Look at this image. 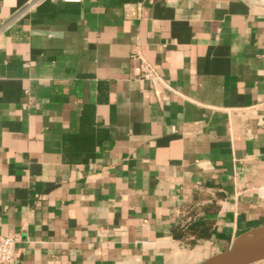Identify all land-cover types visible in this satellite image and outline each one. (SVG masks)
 <instances>
[{"label":"crops","instance_id":"obj_1","mask_svg":"<svg viewBox=\"0 0 264 264\" xmlns=\"http://www.w3.org/2000/svg\"><path fill=\"white\" fill-rule=\"evenodd\" d=\"M263 223L264 0H0L12 264H198Z\"/></svg>","mask_w":264,"mask_h":264},{"label":"water","instance_id":"obj_2","mask_svg":"<svg viewBox=\"0 0 264 264\" xmlns=\"http://www.w3.org/2000/svg\"><path fill=\"white\" fill-rule=\"evenodd\" d=\"M263 230L264 223L236 238L227 250L212 255L198 264H252L264 260V238H255Z\"/></svg>","mask_w":264,"mask_h":264},{"label":"trees","instance_id":"obj_3","mask_svg":"<svg viewBox=\"0 0 264 264\" xmlns=\"http://www.w3.org/2000/svg\"><path fill=\"white\" fill-rule=\"evenodd\" d=\"M193 213V212H192ZM194 215V213L192 214ZM178 239L194 242L197 239H206L211 234V222L205 224H195L193 220L187 221L174 231ZM192 238V239H189Z\"/></svg>","mask_w":264,"mask_h":264},{"label":"built area","instance_id":"obj_4","mask_svg":"<svg viewBox=\"0 0 264 264\" xmlns=\"http://www.w3.org/2000/svg\"><path fill=\"white\" fill-rule=\"evenodd\" d=\"M17 242L18 237L15 235L0 238V264H12L15 261L18 255Z\"/></svg>","mask_w":264,"mask_h":264},{"label":"bare ground","instance_id":"obj_5","mask_svg":"<svg viewBox=\"0 0 264 264\" xmlns=\"http://www.w3.org/2000/svg\"><path fill=\"white\" fill-rule=\"evenodd\" d=\"M255 238H264V230L261 233L257 234Z\"/></svg>","mask_w":264,"mask_h":264}]
</instances>
